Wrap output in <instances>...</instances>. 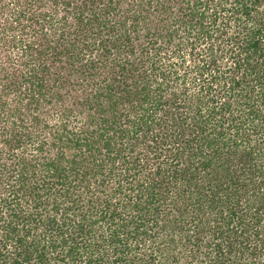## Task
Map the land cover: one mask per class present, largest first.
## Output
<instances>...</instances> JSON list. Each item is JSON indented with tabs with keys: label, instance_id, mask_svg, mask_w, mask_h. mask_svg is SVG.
<instances>
[{
	"label": "trees",
	"instance_id": "obj_1",
	"mask_svg": "<svg viewBox=\"0 0 264 264\" xmlns=\"http://www.w3.org/2000/svg\"><path fill=\"white\" fill-rule=\"evenodd\" d=\"M0 264H264V0H0Z\"/></svg>",
	"mask_w": 264,
	"mask_h": 264
}]
</instances>
